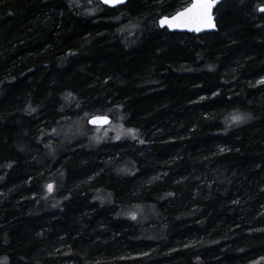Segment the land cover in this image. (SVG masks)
<instances>
[{
    "label": "trees",
    "instance_id": "obj_1",
    "mask_svg": "<svg viewBox=\"0 0 264 264\" xmlns=\"http://www.w3.org/2000/svg\"><path fill=\"white\" fill-rule=\"evenodd\" d=\"M86 1L0 0V264H264V0ZM98 115L139 139L54 154Z\"/></svg>",
    "mask_w": 264,
    "mask_h": 264
},
{
    "label": "rangeland",
    "instance_id": "obj_2",
    "mask_svg": "<svg viewBox=\"0 0 264 264\" xmlns=\"http://www.w3.org/2000/svg\"><path fill=\"white\" fill-rule=\"evenodd\" d=\"M190 3L191 0L185 2L182 9L189 6ZM86 4L90 5L87 8L88 11L87 14L90 13L94 14L96 13V11L101 12L102 10L101 7L97 6L96 0H87ZM94 6L96 8H93ZM247 119H248L247 117L236 115L233 117L232 120L230 117L229 121H231V123L229 124L230 125H237L238 123L241 124L246 122ZM88 120L89 118H87L86 120L79 121L78 118L77 121L70 122L63 127L56 129L54 134L58 142L55 145L54 154L63 150H67L70 144L76 139V135L79 134L78 131H81L83 134L88 133V135L91 136L93 141L96 144H98L97 146H99V144L108 143L109 141L113 143L126 141V140L136 142V140L139 139L138 132L136 133L134 129L127 128L126 126H124L122 121L112 120V123L109 124L108 126L90 128L88 124ZM88 127L90 128V130L88 129Z\"/></svg>",
    "mask_w": 264,
    "mask_h": 264
},
{
    "label": "snow or ice",
    "instance_id": "obj_3",
    "mask_svg": "<svg viewBox=\"0 0 264 264\" xmlns=\"http://www.w3.org/2000/svg\"><path fill=\"white\" fill-rule=\"evenodd\" d=\"M104 2L114 5L123 2V0H104ZM216 3L217 0H191L190 5L184 10L179 11L171 18L162 19L160 24L161 26L167 24L169 28L181 27L196 32L201 31L203 28H213L215 25L213 24L212 8ZM261 11H264V9H261ZM95 122L93 121V123Z\"/></svg>",
    "mask_w": 264,
    "mask_h": 264
},
{
    "label": "water",
    "instance_id": "obj_4",
    "mask_svg": "<svg viewBox=\"0 0 264 264\" xmlns=\"http://www.w3.org/2000/svg\"><path fill=\"white\" fill-rule=\"evenodd\" d=\"M99 1L104 6L111 7V8L121 7V6L125 5L128 2V0H123V2L116 3V4L113 5L111 3H105L104 0H99ZM223 1H225V0H217V3L212 8L213 24L215 25V27H213V28H203L201 31L196 32V31H189L187 28H181V27H172V28H169L167 24H165L164 26H161L160 21L162 19H164V18H171V17L175 16L179 11L177 13L173 14L172 16H163V17H161L160 20H159L160 27L163 28V29H168L170 32L190 33V34H197V35H201V34H204V33H210V32H216V31H218V22H217L216 10H217L218 6ZM184 9H182V10H184ZM262 9H264V8H262ZM182 10H180V11H182ZM105 120L107 122H104ZM93 121H96V122L93 123ZM111 123H112V118L109 115L93 116V117H90L89 120H88V124L90 126H93V127H105V126H108Z\"/></svg>",
    "mask_w": 264,
    "mask_h": 264
}]
</instances>
